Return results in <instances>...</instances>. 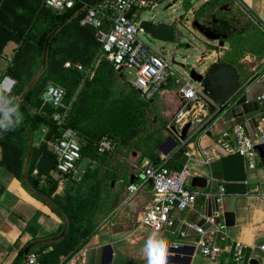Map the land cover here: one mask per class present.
<instances>
[{"label":"crops","instance_id":"0c3cea01","mask_svg":"<svg viewBox=\"0 0 264 264\" xmlns=\"http://www.w3.org/2000/svg\"><path fill=\"white\" fill-rule=\"evenodd\" d=\"M187 1L190 3L189 9L186 8ZM205 2H209L221 16L230 17L238 31L231 42L207 57L208 64L218 58L224 61L229 59L235 66L239 64L243 87L257 98L264 91V0H181V8L186 9L181 21L188 23V28H192L193 13L201 11ZM164 51L167 49L162 47V52H157L165 58ZM73 56L71 54L69 57ZM69 57L61 61L67 60L70 63ZM199 58L200 55L193 63L194 66ZM12 62L8 51L4 50L0 67L5 70ZM182 63L188 64L185 60L179 64ZM171 65L174 68V64ZM174 70L173 77L168 79L156 95L157 98L161 97L164 115L156 135L161 134L164 141L169 135L167 128L176 126L181 132L187 122H192V126L188 138L169 155H164L159 147L157 152L171 168L182 169L188 166L193 176L207 178L206 188L189 186L210 193L211 196H220L221 193V210L235 213L234 225L227 226L230 237L249 245L243 263L248 264L252 258H257L260 264H264V251L260 249L264 244V198L253 193L264 180V144L257 148V166L253 169L248 167L241 155L227 153L219 147L221 156L207 162L201 151L215 145L217 134L230 130L235 121L244 119L225 114L210 123L213 114L208 112L201 98L188 102L182 97L177 79L181 75L186 78V73L184 75ZM117 72L134 85L136 72L130 76L131 68ZM96 75L99 78L106 77L105 74L93 73L90 79L96 78ZM101 84L97 87L99 91ZM82 90H74L72 97L75 100H71L74 101L73 106ZM86 91L96 93L94 86ZM67 99L72 108L70 99ZM260 103L264 107V101ZM263 118L264 114L258 121ZM71 127L80 139L78 130ZM48 132L49 126L42 123L35 134L36 146L41 147ZM49 142L48 150L53 152ZM140 154L137 149L129 150L126 145L124 158L116 164L100 156L96 159L83 157L71 175L59 174L56 169H48V173L40 175V178L51 176L57 180L54 194L59 196L64 206V217L54 211L50 203L36 198L27 189L24 172L0 164V264H27V255L31 251L40 253L43 264H73L71 255L81 248H86L88 252L87 261L82 264H152L153 261L159 264L160 260L164 264H236L229 252H224L217 260H211L202 255L197 247L199 234L193 224L198 223L207 211V198L204 195L198 197L194 208L172 212V219L179 222L177 237L169 236L167 228L155 231L140 223L142 212L151 200L153 188L144 177V168L151 162L146 159L140 163ZM127 156L131 157L128 159ZM43 158L44 153L40 152V165ZM68 183H76L78 192L84 189L83 202L77 203L76 212L78 216L84 215L86 218L84 229L78 228V218H74L75 203L70 201L71 212L65 209L70 203L66 204L64 200ZM131 183L141 185L140 189L131 193L128 190ZM221 221L225 222L224 216H221ZM161 242L166 246L165 250L160 251L159 247H155L158 251L154 255V247H150V243L156 246ZM175 244L183 245L178 259H175L172 252Z\"/></svg>","mask_w":264,"mask_h":264},{"label":"built area","instance_id":"2783aa9c","mask_svg":"<svg viewBox=\"0 0 264 264\" xmlns=\"http://www.w3.org/2000/svg\"><path fill=\"white\" fill-rule=\"evenodd\" d=\"M83 4L85 14L80 20L82 26L95 29L100 51L109 59L118 71L134 69L136 77L134 85L146 98H152L160 92L168 82L171 74L175 73L172 65L157 51L152 49L141 37L145 34L140 22L143 12H152L159 0H96L89 3L85 0H44V4L56 13H64ZM69 65V63L67 64ZM177 83L180 92L186 101L202 99V86L195 81L179 76ZM16 80L3 73L0 67V112L1 121H12L8 112L11 94ZM66 91L62 87L50 86L45 94L44 103H51L55 107L51 117L62 129V133L55 140L50 141L53 153L56 156V171L59 174L73 173L82 157V142L75 129L66 126L70 105L65 102ZM257 100L264 101V91L257 96ZM7 113V117H6ZM215 145L201 151L207 162L221 156L219 148L227 153H237L245 158L250 169L256 168L258 146L264 144V118L258 121L256 131L251 133L244 121H235L230 130L217 134ZM219 147V148H218ZM114 148L111 139L103 137L98 143V151L106 153ZM37 173V170L36 172ZM192 176L188 166L175 169L168 166L165 159L161 163H149L144 168L146 182L152 184V197L145 206L140 223L155 231H163L172 225V212L186 210L196 206L198 197L204 195L207 199L212 194L191 188L187 181ZM44 184L46 179H40ZM141 185L131 183L128 190L135 193ZM223 190V188H222ZM253 193L264 198V180ZM221 199V193L219 194ZM223 210L214 212L207 219L213 228L205 229L198 223L193 228L199 234L197 247L202 255L211 260H217L224 252L232 254L236 264H244L246 250L249 245L242 241L233 240L225 222L221 221ZM264 251V244L260 246ZM88 252L81 248L71 255L73 264H82L87 261ZM27 264H43L38 251H31L27 255ZM250 264V262L248 263Z\"/></svg>","mask_w":264,"mask_h":264},{"label":"rangeland","instance_id":"374dc122","mask_svg":"<svg viewBox=\"0 0 264 264\" xmlns=\"http://www.w3.org/2000/svg\"><path fill=\"white\" fill-rule=\"evenodd\" d=\"M180 1L159 0V5L152 12L146 10L142 14L143 18L155 16L157 20H176L177 35L174 40L165 42L147 34L140 33L139 35L155 51L162 52V47H165L167 49L163 52L165 58L174 64V68L179 73L185 75V69L179 63L183 60L190 65L195 63L197 56L202 54L204 45L201 42L203 37L198 32L193 33L188 28V23L181 22L186 9L181 8ZM39 6L40 0H0V58L3 57L4 50H7L13 59V66L17 68L23 80L28 78L33 70L35 48L18 41L10 29L12 27L29 29L33 24L39 30L42 29L46 22L40 16ZM188 16L190 17V15ZM77 32L74 31L71 38L66 41L67 48L58 46L59 52L54 60L57 64L55 73L65 72L67 77L61 86L67 90L73 88L72 94L77 88L88 87L90 82L94 81V79H90L93 73L117 71L112 69L111 62L100 51V48L87 44L86 39H83V43H81ZM74 41L77 42L76 45H73ZM66 51H69L70 54ZM74 51L77 56L69 57ZM68 57L69 65H67V60L61 61ZM133 73L135 70L131 69L129 75L132 76ZM114 75L111 79H106L105 82L102 80L104 84L96 95H90V92L86 93L84 90L81 92L80 99H78L79 112L75 119L88 133L101 134L103 131H109L113 134V137L108 135H104V137L112 140L114 148L99 156L116 164L118 160L124 158L125 141L133 142L142 136L150 135L159 128L164 115L161 97H156L151 104H145L141 98L146 97L141 94L138 98L133 89L134 85L127 81L126 77ZM72 94L69 96V101L73 106L74 101L71 100L75 99ZM37 147L40 148V146ZM37 153L39 159L36 166H39L40 152ZM130 157L127 156L128 159ZM13 167L22 173L25 170L20 163H14ZM77 187L76 183H68L64 191L66 204L73 201L77 206L83 202L84 189L82 188L78 192ZM71 202L65 208L68 213L72 211ZM76 218L79 221L78 225L76 224L78 228L84 229L86 227L85 216L75 215Z\"/></svg>","mask_w":264,"mask_h":264},{"label":"trees","instance_id":"16d2710c","mask_svg":"<svg viewBox=\"0 0 264 264\" xmlns=\"http://www.w3.org/2000/svg\"><path fill=\"white\" fill-rule=\"evenodd\" d=\"M85 1L93 3L96 0ZM39 7L40 16L43 17L46 22V25L42 29L39 30L35 24L29 29L17 27H12L10 29L18 41L29 44L35 48V55L33 70L30 76L25 80H23L17 68L13 66V62L3 70L4 74L10 75L16 80V85L10 96L11 100L8 106V112L12 116V121L7 126H4L1 121L2 113L0 112V164L12 167L14 163H20L22 167L25 168L24 184L27 189L36 198L50 203L54 211L64 217V206L60 202L59 196L54 194L57 180L51 176L46 178L44 184H42L40 180V175L48 173V169L56 168V156L52 151L50 152V150H48V142L55 140L62 133V129L59 128L58 124L51 117L55 107H53L51 103L43 105L44 97L50 86L62 87L61 84L67 80L65 72L55 73L57 64L54 60L55 54L58 53L59 50L58 46L67 48L66 41L71 38L74 31H78L77 37L81 38V43H83V39H86L87 42L86 40L85 42L87 44L89 43V45L91 44L98 48H100V46L96 38L95 29L82 26L80 23L81 18L85 14L83 4L78 3L75 8L61 14L54 12L51 8L47 7L44 2H41ZM209 7V2H205L202 5V10L208 9ZM186 8H190V3L188 1L186 2ZM76 43L77 42L74 41L73 45H76ZM69 49H71V47H69ZM71 54L77 56L75 51ZM227 60L230 62L229 59ZM111 67L115 69L112 63ZM236 67L239 70V64L236 63ZM114 71L97 72L98 74H105L106 77L99 78V75H96L94 81H91L89 86L83 88V90L86 91L87 88L94 86L96 93L92 94L90 91H86V93L90 92V95H96L99 91L97 89V87H100L99 84H104L105 80L111 79L115 76L114 74L117 76L120 75L117 72L118 70L116 72ZM173 75L174 74H171L169 79H171ZM102 80H104V82ZM133 89L138 98H140L142 94L140 90L135 86H133ZM65 91V102L67 103V98L71 96L73 88L70 90L66 89ZM156 95L149 99H141L145 104H151L152 101H155ZM93 101H96V99H93ZM78 103L77 101L76 105L70 109L66 126H73L78 130L82 142V157L96 159L100 155L98 151L99 141L104 135L113 137V134L109 131H103L101 134L88 133L85 131L75 119L77 112H79ZM42 123L49 126V132L46 141L43 142L39 148L35 145L34 139ZM159 130L160 129H157L150 135L142 136L133 142L125 141V145L129 147V150L137 149L140 151V163L146 159L151 163H161L163 161L157 152L158 147L163 141V136L161 134L156 135ZM37 152L44 153L43 163L39 166H36V162L39 159ZM35 170H37V173H35ZM83 182L84 179H82L81 183ZM73 211L75 218V215H77L76 212L78 211L75 204Z\"/></svg>","mask_w":264,"mask_h":264},{"label":"water","instance_id":"95a60500","mask_svg":"<svg viewBox=\"0 0 264 264\" xmlns=\"http://www.w3.org/2000/svg\"><path fill=\"white\" fill-rule=\"evenodd\" d=\"M194 18L191 22L193 33L198 32L203 38L205 50L202 51L197 64H180L185 69L186 77L199 83L202 86V97L208 112L213 114L209 122H214L216 118L225 114H231L235 118L244 119L248 130L253 133L256 131L259 117L264 114V107L251 92L245 89L242 85V75L237 67L228 61L218 58L215 62L208 64L207 57L213 51H219L226 43L231 42L237 28L233 26L231 18L221 16L213 7L193 13ZM168 22L165 19L157 20L155 16L143 18L140 22L141 27L145 30V34L150 35L158 40L165 42L172 41L176 38V20ZM182 22V21H181ZM206 67L204 71L198 68ZM9 122L3 121V125L7 126ZM192 122H187L179 132L176 126L167 128L168 137L160 144L159 150L164 155H169L175 150L182 141L188 138L189 128ZM188 185L193 187L206 188L208 180L202 176H190L187 181ZM221 199L218 195H213L207 199V211L199 220L198 224L205 229L213 228L208 221V217L214 212L221 210ZM225 223L227 226H232L235 223V213L230 210L223 211ZM179 222L174 221L172 225L167 227L168 235L177 237V225ZM182 244H175L172 247V252L175 254V259L180 258ZM29 248L26 249L28 251ZM250 264H260L257 258H252Z\"/></svg>","mask_w":264,"mask_h":264},{"label":"clouds","instance_id":"9594fccd","mask_svg":"<svg viewBox=\"0 0 264 264\" xmlns=\"http://www.w3.org/2000/svg\"><path fill=\"white\" fill-rule=\"evenodd\" d=\"M6 117H7V113H6ZM150 247H159L160 249L165 250V247H166V246L163 244V242H161V243H159V245H156V246H153V245H151V243H150ZM152 264H156V262L153 261ZM159 264H164V261H163V260H160V261H159Z\"/></svg>","mask_w":264,"mask_h":264},{"label":"snow or ice","instance_id":"6c2138e0","mask_svg":"<svg viewBox=\"0 0 264 264\" xmlns=\"http://www.w3.org/2000/svg\"><path fill=\"white\" fill-rule=\"evenodd\" d=\"M159 250L162 251V249H159ZM157 251H158V249L154 247L153 248V254L156 255Z\"/></svg>","mask_w":264,"mask_h":264}]
</instances>
